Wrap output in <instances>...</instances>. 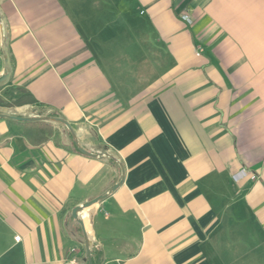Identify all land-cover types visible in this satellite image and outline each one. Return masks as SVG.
<instances>
[{
    "label": "crops",
    "instance_id": "obj_1",
    "mask_svg": "<svg viewBox=\"0 0 264 264\" xmlns=\"http://www.w3.org/2000/svg\"><path fill=\"white\" fill-rule=\"evenodd\" d=\"M0 11L12 63L0 96L35 99L0 113L61 116L124 164L122 185L79 213L94 264H264V0H0ZM3 41L0 20V76ZM51 122L37 145L25 120L0 116V264H88L72 210L121 178Z\"/></svg>",
    "mask_w": 264,
    "mask_h": 264
},
{
    "label": "water",
    "instance_id": "obj_2",
    "mask_svg": "<svg viewBox=\"0 0 264 264\" xmlns=\"http://www.w3.org/2000/svg\"><path fill=\"white\" fill-rule=\"evenodd\" d=\"M0 20L3 23L4 27V41H3V53H4V59H5V69L4 73L0 76V86L5 85L10 81L11 74H12V63L10 59V54H9V49H8V41H9V36L7 32V26H6V19L3 17L1 11H0ZM0 116H8V117H15L20 120H25V121H32V120H46V121H54L63 124L69 131L74 144L76 145V148L83 154L91 157H96V158H101V157H108L111 160H114L119 163L121 167V178L118 182H116L114 185H112L106 192L101 194L100 196L91 199L89 201H86L84 203L76 205L73 210L72 214L73 216L80 222V224L83 227V233H84V239H85V247H86V252H87V257H88V264H94L93 260V253H92V242L90 239L89 234L87 233L86 229L84 228V223L82 219L79 216V213L86 207H89L103 199H105L108 195L112 194L116 189H118L122 183L125 180V175H126V170L124 167L123 162L117 158L113 153L109 151H103V152H92L88 150L84 145L80 142L79 137L72 126V124L66 120L65 118L61 116H51V115H42L38 117H21V116H12V115H7L4 113H0Z\"/></svg>",
    "mask_w": 264,
    "mask_h": 264
},
{
    "label": "trees",
    "instance_id": "obj_3",
    "mask_svg": "<svg viewBox=\"0 0 264 264\" xmlns=\"http://www.w3.org/2000/svg\"><path fill=\"white\" fill-rule=\"evenodd\" d=\"M34 102H35L34 97L32 96V94H30L27 91H22V94H20L17 98H14L9 102L8 100L0 96V107L22 106ZM25 126H26L25 131L27 133L29 140L37 145L42 144L43 142L50 139L55 132L54 125L51 121H46V120L25 121ZM74 147L77 150L75 144Z\"/></svg>",
    "mask_w": 264,
    "mask_h": 264
},
{
    "label": "built area",
    "instance_id": "obj_4",
    "mask_svg": "<svg viewBox=\"0 0 264 264\" xmlns=\"http://www.w3.org/2000/svg\"><path fill=\"white\" fill-rule=\"evenodd\" d=\"M182 17L184 18V19H186V20H188V21H192V18L190 17V15L189 14H187V13H183L182 14ZM249 170H247V169H243V170H241V171H239L237 174H238V176L240 177V178H244V177H246L247 175H249ZM253 178H255V176H253ZM16 239L17 240H20V236H16Z\"/></svg>",
    "mask_w": 264,
    "mask_h": 264
},
{
    "label": "rangeland",
    "instance_id": "obj_5",
    "mask_svg": "<svg viewBox=\"0 0 264 264\" xmlns=\"http://www.w3.org/2000/svg\"><path fill=\"white\" fill-rule=\"evenodd\" d=\"M22 94V93H21ZM17 94L14 92L13 95H12V98L15 97ZM11 101V100H10ZM9 102V100H8ZM9 108H15V107H19V106H8Z\"/></svg>",
    "mask_w": 264,
    "mask_h": 264
}]
</instances>
